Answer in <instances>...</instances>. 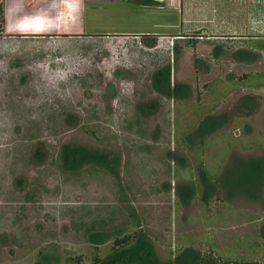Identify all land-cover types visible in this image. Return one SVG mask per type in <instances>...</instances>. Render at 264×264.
<instances>
[{
    "label": "rangeland",
    "instance_id": "1",
    "mask_svg": "<svg viewBox=\"0 0 264 264\" xmlns=\"http://www.w3.org/2000/svg\"><path fill=\"white\" fill-rule=\"evenodd\" d=\"M56 3L27 5L57 17L59 31L46 33L14 27L24 16L10 0L5 16L0 0V264H93L140 229L167 264L186 247L208 253L209 242L256 239L264 181L251 199L228 195L219 176L233 161L251 171L247 161L264 160V84L249 79L264 72L255 46L264 43V0ZM166 67L186 89L158 90L155 73ZM246 93L260 108L241 115ZM216 114L228 121L201 135ZM70 146L109 152L114 170L66 168ZM205 169L217 175L210 203L200 192L211 184ZM230 174L249 185L246 171ZM189 181L200 191L184 203L175 188ZM93 233L108 237L94 242Z\"/></svg>",
    "mask_w": 264,
    "mask_h": 264
},
{
    "label": "trees",
    "instance_id": "2",
    "mask_svg": "<svg viewBox=\"0 0 264 264\" xmlns=\"http://www.w3.org/2000/svg\"><path fill=\"white\" fill-rule=\"evenodd\" d=\"M3 12V6L0 4V14ZM1 28V27H0ZM255 46L258 50L264 49V43L255 42ZM251 80H256L259 84H264V72L260 75H253L249 77ZM154 81L159 91L163 93H167L169 95L174 94L175 91L177 93L183 89H186L183 83H172L171 82V69L170 67L163 68L157 73H155ZM255 83V82H254ZM260 108V99L259 96L252 93H246L243 95L241 100L236 104L235 110L241 115H249ZM207 124L202 123L200 133L204 135L205 133H209L213 130H216L221 125H223L227 120V115L225 114H216L213 116H207L205 118ZM64 156V166L68 169H79L86 163H95L106 166L107 168L113 169L111 165V161L109 160V156L105 152H100L98 150H91L87 147H67ZM247 161V160H241ZM252 163L253 169L248 170L247 168L242 167L241 162H237V164L233 168H229L226 170V174L223 177L225 180V187L227 188V193L229 195H236L239 193H243L245 196L250 197L251 199H257L260 194L261 185L264 181V160L262 161H247ZM255 162V163H254ZM238 168V169H237ZM241 170L242 172L246 171L249 175L250 181L249 185L245 188L239 187L232 179V174H230V170ZM204 177H207L209 180H213L217 176L214 174H210V172H204ZM208 182L206 183V190L203 191L202 199L206 203H210L213 200V196H217V191L215 185ZM187 192L183 193L185 200L189 202L196 194V191L186 186ZM218 197V196H217ZM264 221V220H263ZM260 233L262 237H264V222L260 228ZM137 238H133V237ZM106 237L101 238L99 233L91 235V240L94 242H100L104 240ZM132 240H136L134 245H131ZM187 254L181 252L175 258L174 264H264V260L262 261H247V260H229V259H219L214 255L205 256L202 251L195 247H186ZM173 262V261H167ZM93 264H167L165 261L158 259L155 254V244L152 238L144 232L143 229L138 230L133 235H125L123 238H115L113 250L111 254L107 257V259H101L100 257H95L93 260Z\"/></svg>",
    "mask_w": 264,
    "mask_h": 264
},
{
    "label": "crops",
    "instance_id": "3",
    "mask_svg": "<svg viewBox=\"0 0 264 264\" xmlns=\"http://www.w3.org/2000/svg\"><path fill=\"white\" fill-rule=\"evenodd\" d=\"M34 1H37V0H10V3H11L10 4V9H12V13L13 14H15V12H16L17 14H21V16L31 15V13H30V9L31 8L29 6H27V5H28V3H31V2H34ZM158 1H161V0H158ZM7 2H8V0H6V4H5V7H4L5 16H7V15H9L11 13L10 10H9ZM40 2H43V4L47 5L48 8H51V7L57 5V3H53V1H51V0H40ZM148 3H150V2H148ZM141 5H143V4H141ZM14 27L17 28V25L14 26ZM57 27L58 26H57V21H56L54 29L51 28V27L42 26V28H34V29H28L27 27H24L23 30L24 31H26V30H30V31L31 30H42V31H44L46 33H57L59 31ZM43 28H45V29H43ZM256 221L259 223V221H260L259 218H256ZM261 221H262V223H261V226H262L264 221L263 220H261ZM259 233H256V235L258 234L256 239H254L252 236L249 235V238H245V239L241 238V239H239L236 242V245L225 243V244H221V246H219L216 243L209 242L208 243V245L210 247L208 249L209 252L208 253L207 252H203V254L205 256H209V255L212 254V255H214L215 257H217V258H219L221 260L229 259V260L262 261V260H264V237H262L261 233L260 234ZM259 237L261 238V240H260ZM258 238H259V240H258ZM248 239H250V240H248ZM243 240L244 241L245 240L248 241V242H246V248H247L245 250L246 253H240L239 246H238ZM227 246H228V249L232 248L234 250V253L230 254V255H236L237 256V255H240V254L242 255L243 254L242 258L227 257L228 254H227L226 249L223 250V248H222V247L226 248ZM248 250H249V252L247 253Z\"/></svg>",
    "mask_w": 264,
    "mask_h": 264
},
{
    "label": "clouds",
    "instance_id": "4",
    "mask_svg": "<svg viewBox=\"0 0 264 264\" xmlns=\"http://www.w3.org/2000/svg\"><path fill=\"white\" fill-rule=\"evenodd\" d=\"M61 2L70 10L74 9L77 5L83 6V0H61ZM53 3H56V0H53ZM44 11L41 10L40 13L35 15H25L18 22L17 28L47 26L54 29L57 17L53 14L45 15Z\"/></svg>",
    "mask_w": 264,
    "mask_h": 264
},
{
    "label": "flooded vegetation",
    "instance_id": "5",
    "mask_svg": "<svg viewBox=\"0 0 264 264\" xmlns=\"http://www.w3.org/2000/svg\"><path fill=\"white\" fill-rule=\"evenodd\" d=\"M174 84V83H173ZM98 151H100V152H105V153H107L108 154V156H109V160L111 161L110 163H111V165L113 166V169H110V168H107L106 166H103V165H100V164H95V163H86V164H95V165H97V166H101V167H103V168H105L106 167V169H110L111 171L112 170H114V162H115V158L109 153V152H106V151H101V150H98ZM237 164V162L235 163L234 161L232 162V165L230 164L229 165V168H233L235 165ZM85 165V164H84ZM83 165V166H84ZM82 168V167H81ZM225 170H227V169H225ZM208 170H206L205 169V172H207ZM209 172V171H208ZM211 173V172H210ZM212 174V173H211ZM206 175V174H205ZM200 176L202 177V174H200ZM215 176H217V175H215ZM223 177H224V175H222V173H221V175L219 176V178H221V179H223ZM216 178H214L213 180H209L211 183H212V181L215 183L216 182V180H215ZM201 182H204V180H203V178H202V180H201ZM191 184H196V183H194L193 181H189V182H187V183H185L184 185L185 186H183L182 188H175V194H177L178 196H179V198H180V200L181 201H183L184 203H190V202H192V200H193V198L195 197H193L189 202H187V200H185V198H184V195H183V193H185V192H187V190H186V186L188 187H191V188H193L195 191H196V193L198 192V191H200V190H198L197 188V184H196V186L194 187V186H191ZM223 186H225L224 185V183L222 184ZM179 186H181V185H179ZM216 189H217V187H216ZM205 190H206V186H205V182H204V184H201V193L203 194V191L205 192ZM217 191V190H216ZM218 193V192H217ZM228 194V193H227ZM196 195V194H195ZM229 195V194H228ZM230 196H232V195H230ZM214 197V196H213ZM93 234H97V233H93ZM99 235H101V234H99ZM153 240V239H152ZM113 246H114V244H113ZM112 250H113V248H112ZM112 250L107 254V256H105V258H101V259H107V257L111 254V252H112ZM155 254L157 255V257L159 258V253H158V251H157V249H156V247H155ZM204 255V254H203ZM96 257H99V256H96Z\"/></svg>",
    "mask_w": 264,
    "mask_h": 264
}]
</instances>
